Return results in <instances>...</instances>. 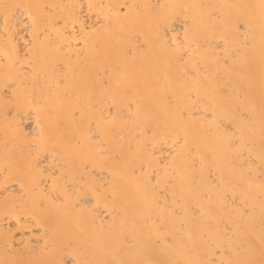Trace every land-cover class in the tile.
Returning <instances> with one entry per match:
<instances>
[{
	"label": "bare ground",
	"instance_id": "6f19581e",
	"mask_svg": "<svg viewBox=\"0 0 264 264\" xmlns=\"http://www.w3.org/2000/svg\"><path fill=\"white\" fill-rule=\"evenodd\" d=\"M0 264H264V0H0Z\"/></svg>",
	"mask_w": 264,
	"mask_h": 264
}]
</instances>
